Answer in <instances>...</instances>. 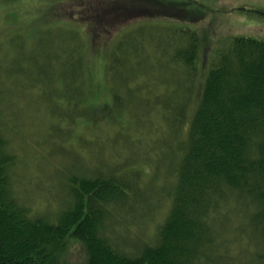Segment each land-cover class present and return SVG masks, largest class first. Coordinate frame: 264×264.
Returning <instances> with one entry per match:
<instances>
[{
    "label": "rangeland",
    "instance_id": "obj_1",
    "mask_svg": "<svg viewBox=\"0 0 264 264\" xmlns=\"http://www.w3.org/2000/svg\"><path fill=\"white\" fill-rule=\"evenodd\" d=\"M182 32L197 38L194 79L173 59L179 48L173 34ZM239 35L264 38V0H0V134L16 158L8 168L11 195L32 214L52 217L70 199L69 175L99 168L131 173L141 179L144 199L131 202V212L115 209V219L128 222H112V231L127 244L154 237L170 205L161 201L174 185L176 136L184 140L218 52ZM79 39L84 63L75 77L64 61ZM118 44L134 54L120 62V80L108 67L117 62L110 53ZM55 55L62 60L48 59ZM37 63L51 68L50 79L30 77ZM114 94L124 104L118 122L71 125L68 114L113 106ZM188 99L177 135L170 112ZM241 211L225 207L226 237L235 220L232 227L240 226ZM236 237L230 262L252 264L249 237ZM63 264H87L83 244L71 240Z\"/></svg>",
    "mask_w": 264,
    "mask_h": 264
},
{
    "label": "trees",
    "instance_id": "obj_2",
    "mask_svg": "<svg viewBox=\"0 0 264 264\" xmlns=\"http://www.w3.org/2000/svg\"><path fill=\"white\" fill-rule=\"evenodd\" d=\"M173 35L179 42L173 59L192 78L197 71V38L183 32L182 38ZM81 46L79 39L64 61L66 74L77 77L80 72L82 77ZM112 50L110 58L118 63L108 67L120 80V62L134 54L124 44ZM31 71L30 77H51L48 66L37 63ZM112 96L113 106L105 103L68 114L71 125L78 120L95 127L118 122L124 104L120 96ZM190 100L170 112L177 135ZM74 115L85 119L76 120ZM176 139L179 145L170 171L174 185L161 201L170 200L166 217L154 237L127 244L115 236L111 223L125 225L128 221L115 219L114 210L131 212V202L143 201L141 179L101 168L90 175L86 169L67 177L70 199L63 208L52 217L32 214L8 188V168L16 158L6 151L0 134V264H63L71 240L83 244L87 264H232L230 243H237L236 234L249 237L244 243L252 248V264H264V38L233 36L218 52L186 136ZM231 204L241 206V224L232 227L235 220L226 237L223 230L229 219L223 212Z\"/></svg>",
    "mask_w": 264,
    "mask_h": 264
}]
</instances>
